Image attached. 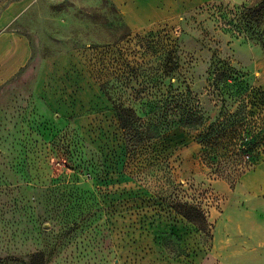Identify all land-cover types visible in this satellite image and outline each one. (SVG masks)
<instances>
[{
  "label": "rangeland",
  "instance_id": "374dc122",
  "mask_svg": "<svg viewBox=\"0 0 264 264\" xmlns=\"http://www.w3.org/2000/svg\"><path fill=\"white\" fill-rule=\"evenodd\" d=\"M194 1L132 30L111 0H0V41L30 53L0 83V264H264V144L228 181L199 133L172 124L233 112L223 83L244 76L262 135L264 0ZM118 109L161 135L132 143Z\"/></svg>",
  "mask_w": 264,
  "mask_h": 264
},
{
  "label": "trees",
  "instance_id": "16d2710c",
  "mask_svg": "<svg viewBox=\"0 0 264 264\" xmlns=\"http://www.w3.org/2000/svg\"><path fill=\"white\" fill-rule=\"evenodd\" d=\"M246 22V21H245ZM246 28L251 29L249 23ZM232 83L237 84V89L230 92ZM224 93L229 100L239 102L240 107L233 112L221 110L217 118L208 123L201 114L187 109L180 114L173 115V125L183 127L192 132H198L197 141L206 149L205 157L208 159L206 166L212 169V173L221 179L234 181L239 178L243 168L249 170L259 158V149L264 144V125L260 132L248 130L247 126V88L248 82L244 76L234 79L231 75L226 76L223 83ZM116 115L121 129L131 135L132 143H141L146 140L156 139L161 135L158 125L138 124L137 119H131L135 113L131 109H118ZM260 135V136H259ZM205 160V158H204ZM193 224H198V219H203L201 211L190 204H177L175 210Z\"/></svg>",
  "mask_w": 264,
  "mask_h": 264
},
{
  "label": "crops",
  "instance_id": "0c3cea01",
  "mask_svg": "<svg viewBox=\"0 0 264 264\" xmlns=\"http://www.w3.org/2000/svg\"><path fill=\"white\" fill-rule=\"evenodd\" d=\"M119 9L123 23L132 30H141L159 21L173 7V0H111ZM207 0H195L193 6H200ZM232 4H243L250 0H224ZM8 13L0 14V33L11 23ZM2 39V38H1ZM28 44L21 37L12 34L0 41V83L14 74L29 59Z\"/></svg>",
  "mask_w": 264,
  "mask_h": 264
}]
</instances>
